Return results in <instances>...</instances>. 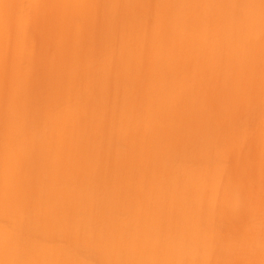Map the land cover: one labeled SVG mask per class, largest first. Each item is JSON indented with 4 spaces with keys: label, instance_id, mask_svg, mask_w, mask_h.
Listing matches in <instances>:
<instances>
[{
    "label": "rangeland",
    "instance_id": "obj_1",
    "mask_svg": "<svg viewBox=\"0 0 264 264\" xmlns=\"http://www.w3.org/2000/svg\"><path fill=\"white\" fill-rule=\"evenodd\" d=\"M8 1L0 263L264 264V0Z\"/></svg>",
    "mask_w": 264,
    "mask_h": 264
},
{
    "label": "bare ground",
    "instance_id": "obj_2",
    "mask_svg": "<svg viewBox=\"0 0 264 264\" xmlns=\"http://www.w3.org/2000/svg\"><path fill=\"white\" fill-rule=\"evenodd\" d=\"M2 1H3V0H2ZM4 1H5V2H4L3 4H5V5H3V7L7 6V8H8L10 4L8 5L7 2L9 3V1H8V0H4ZM6 1H7V2H6ZM15 1H16V3H17V0H15ZM78 1H79V0H78ZM94 1H95V0H94ZM119 1H120V0H119ZM122 1H123V0H122ZM19 2H20V1H19ZM27 2H28V1H27ZM27 2L25 1L24 4H26ZM36 2H37V1H36ZM40 2H41V1H40ZM66 2H67V1H66ZM90 2H91V0H90ZM164 2H165V1H164ZM12 3H13V1H12ZM20 3H23V2H20ZM33 3H34V2H33ZM68 3H69V2H68ZM109 3H110V2L108 1V4H109ZM183 3H184V2H183ZM186 3H187V2H186ZM192 3H193V2H192ZM1 4H2V2H1V0H0V8H1ZM29 4H30V3H29ZM59 4H60V3H59ZM114 4H115V2H114ZM175 4H176V3H175ZM184 4H185V3H184ZM189 4H190V3H189ZM14 5H15V4H14ZM17 5H19V4L17 3ZM17 5H16V7H17ZM37 5H38V4H37ZM37 5H36V6H37ZM61 5H62V3H61ZM63 5H64V4H63ZM65 5H66V4H65ZM71 5H72V4H71ZM106 5H107V4H106ZM111 5H112V4H111ZM118 5H120V4H118ZM118 5H117V6H118ZM176 5H178V4H176ZM11 6H12V4H11ZM31 6H32V5H31ZM31 6L29 7L28 4H27V8L29 7L30 9H32L33 7L31 8ZM84 6H85V4H84ZM108 6H109V5H108ZM179 6H181V5H179ZM179 6H178V7H179ZM186 6H187V4H186ZM16 7H15V8H16ZM20 7L23 8L22 5H20ZM72 7H74V6H72ZM78 7H79V6H78ZM89 7H90V6H89ZM89 7H88V9H89ZM184 7H185V6H182V9H183ZM7 8L5 7V9H7ZM15 8H12V9H15ZM27 8H26V9L23 8V11L26 10V13L23 12L26 16H27V14L29 13V12H27ZM53 8H55V7H53ZM79 8H80V7H79ZM106 8H107V6H106ZM118 8H119V6H118ZM5 9H3V10H4L6 13L9 12V11H6ZM18 9H21V8H18ZM68 9H69V8H68ZM112 9H113V7H112ZM179 9H180V8H179ZM192 9H193V8H192ZM1 10H2V9H1ZM1 10H0V11H1ZM8 10H9V9H8ZM15 10H16V9H15ZM15 10H14V11H15ZM32 10H33V9H32ZM50 10H51V9H50ZM56 10H58V9H56ZM56 10H55V11H56ZM62 10H63V9H62ZM71 10H72V9H71ZM82 10H84V8H83ZM82 10H81V11H82ZM177 10H178V8H177ZM20 11H21V10H19V11L17 10V11H15V13H16V12L20 13ZM65 11H66V10H65ZM112 11H114V10H112ZM119 11H120V10H119ZM180 11H181V10H180ZM1 12L3 13V11H1ZM1 12H0V13H1ZM5 12H4V13H5ZM32 12H33V11H32ZM77 12H78V10H77ZM105 12H106V11H105ZM185 12H186V11L183 12L184 15L187 14V13L185 14ZM4 13H3V14H4ZM6 13H5V14H6ZM13 13H14V12H13ZM18 13H17V14H18ZM23 13H22V11H21V13H20L19 15L24 16ZM50 13H51V12H50ZM58 13H60V12L58 11ZM65 13H66V12H64V14H65ZM71 13H73V12H71ZM90 13H91V12H90ZM119 13H120V12H119ZM192 13H193V11L191 12V14H192ZM7 14H8V13H7ZM46 14H47V13H46ZM51 14H53V13H51ZM66 14H68V13H66ZM108 14H109V13H108ZM179 14H181V13H179ZM8 15H9V14H8ZM10 15H11V14H10ZM13 15H16V14H13ZM19 15H18V16H19ZM114 15H115V14L112 13V16H114ZM159 15L161 16V14H159ZM0 16H1V15H0ZM2 16H3V15H2ZM2 16H1V18L5 17V16H3V17H2ZM43 16H45V15H43ZM74 16H75V13H74ZM84 16H85V14H84ZM115 16H116V15H115ZM115 16H114V17H115ZM121 16H122V15H121ZM89 17H90V16H89ZM119 17H120V16H119ZM163 17H164V16H163ZM1 18H0V20H2ZM7 18H8V16H7ZM7 18H5L2 22L0 21V26H1L0 28L2 29V30L0 29V31H1V32H0V34H1V35H0V41H1V43H2V39L4 38V36H5L6 34L8 35V33H10V32L7 31V30H8V26H9V25H8V22H6V21L8 20ZM10 18H11V17H10ZM10 18H9V19H10ZM15 18H16V17H15ZM17 18H18V17H17ZM20 18H23V17L19 16V18H18L17 21H19ZM24 18L26 19V17H24ZM69 18H70V17H69ZM13 19H14V18H13ZM72 19H73V18H72ZM74 19H75V17H74ZM117 19H118V18H117ZM117 19H116V21H117ZM15 20H16V19H15ZM64 20H67V19H64ZM111 20H112V19H111ZM21 21H22V20H21ZM25 21H26V20H25ZM25 21H24V22H25ZM43 21H44V20H43ZM77 21L79 22L78 19H77ZM114 21H115V20H114ZM119 21H120V20H119ZM13 22H15V24H16V21H13ZM26 22H27V21H26ZM87 22H88V21H87ZM71 23H72V22H71ZM3 24H4L5 26H4ZM6 24H7V25H6ZM11 24H12V23H11ZM75 24H76V23H75ZM110 24H112V23L109 22V25H110ZM163 24H164V23H163ZM12 25H13V24H12ZM3 26L6 27V28L3 29V28H4ZM15 26H17V25H15ZM26 26H27V25H26ZM68 26H69V24H68ZM73 26H74V25H73ZM79 26H80V24H79ZM79 26H77V27H79ZM106 26H108V24H107ZM121 26H122V25H121ZM126 26H127V24H126ZM11 27H12V26H11ZM17 27H18V26H17ZM50 27H51V26H50ZM50 27H49V28H50ZM119 27H120V26H118V29H119ZM13 28H14V27H13ZM28 28H29V27H28ZM109 28H111V27L109 26L107 30H109ZM6 29H7V30H6ZM16 29H17V28H15V30H16ZM18 29H20V27H19ZM29 29H30V28H29ZM60 29H61V28H60ZM13 30H14V29H13ZM15 30H14V31H15ZM21 30H22V29H20V31H17V32L15 31V32H13V33H15V38H16V40H17V36H16V35L21 34V33H20V32H22ZM81 30H82V28H81ZM110 30H111V29H110ZM2 31H4V32L6 33V34L4 33V36L2 35V34H3ZM7 32H8V33H7ZM71 32H72V30H71ZM80 32H81V31H80ZM17 33H19V34H17ZM24 33H25V31H23L22 34H24ZM58 33H59V31H58ZM58 33H57V34H58ZM76 33H77V31H76ZM180 33H181V32H180ZM22 34H21V35H22ZM27 34H29V33H27ZM32 34H33V33H32ZM60 34H62V32H61ZM66 34H67V33H66ZM112 34H113V33H112ZM7 35L5 36V38L7 37ZM10 35H12V34L10 33ZM78 35H79V34H78ZM110 35H111V33H110ZM22 36H23V35H22ZM22 36L19 37V38L21 39ZM48 36H49V35H48ZM72 36H73V35H72ZM10 37H11V36H10ZM10 37H8V38H10ZM49 37H50V36H49ZM64 37H65V36H64ZM67 37H68V36H67ZM126 37H127V36H126ZM12 38H13V37H12ZM24 38H25V37H24ZM24 38H23V39H24ZM109 38H110V37H109ZM120 38H121V37H120ZM25 39H26V38H25ZM57 39H58V38H57ZM75 39H76V35H75ZM110 39H111V38H110ZM16 40H14V41H16ZM119 40H120V39H119ZM11 41H13V39H12ZM22 41H23V40H22ZM72 41H73V40H72ZM116 41H117V39H116ZM57 42H58V41H57ZM78 42H79V41H78ZM1 43H0V44H1ZM30 43H31V42H30ZM52 43H53V42H52ZM71 43H72V42H71ZM11 44H12V43H11ZM11 44H10V46H9L10 49H11L12 46H14V47L16 48V46H15L16 43H15V42H14V45H11ZM59 44H60V41H59ZM75 45H76V43H75ZM75 45H74V47H75ZM112 45H113V44H112ZM62 46H63V45H62ZM109 46H110V48H109V49L107 48L108 51L111 49V45H109ZM113 46H114V45H113ZM113 46H112V47H113ZM1 47H2V44H1ZM1 47H0V48H1ZM14 47H13V48H14ZM57 47H58V46H57ZM9 48H8V49H9ZM45 48H46V47H45ZM86 48H87V47H86ZM105 48H106V46H105ZM58 49H59V47H58ZM15 50H16V49H15ZM52 50H53V49H52ZM84 50H85V49H84ZM3 51H6V50L4 49ZM9 51H10V50H9ZM12 51H13V53L15 52L14 50H11V52H12ZM16 51H17V50H16ZM102 51H104V50L102 49ZM70 52H71V51H70ZM70 52H69V53H70ZM1 53L4 54L5 52H2V50H0V54H1ZM8 53H9V52H8ZM13 53H11V54H13ZM73 53H74V51H73ZM85 53H86V52H85ZM11 54H9V55H11ZM14 54H17V52H15ZM21 54H22V53H21ZM21 54H19V55L21 56ZM23 54H24V53H23ZM57 54H58V53H57ZM103 54H105V52H103ZM6 55H7V54H6ZM19 55H18V56H19ZM45 55H46V54H45ZM52 55H53V54H52ZM75 55H76V53H75ZM81 55H82V54H81ZM13 56H14V55H13ZM13 56L11 55V57H13ZM18 56H16V58H18ZM31 56H32V55H31ZM70 56H71V55H70ZM0 57H1V55H0ZM2 57H3V56H2ZM9 57H10V56H9ZM11 57H10V58H11ZM22 57H23V56H22ZM68 57H69V56H68ZM76 57H77V56H76ZM76 57H75V58H76ZM83 57H84V56H83ZM6 58H7V57H6ZM16 58H11V59L14 60V59H16ZM19 58H21V57H19ZM23 58H24V57H23ZM75 58H74V59H75ZM81 58H82V57H81ZM1 59H2V58H0V60H1ZM7 59H8V58H7ZM68 59H69V58H68ZM82 59H83V58H82ZM102 59H103V58H102ZM2 60H3V59H2ZM56 60H57V59H56ZM21 61H22V60H21ZM48 61H49V60H48ZM50 61H53V60H50ZM80 61H81V60H80ZM84 61H85V60H84ZM3 62H4V61H3ZM3 62H1V63H3ZM10 62H13V61H10ZM77 62H79V61H77ZM86 62H87V60H86ZM60 63H61V62H60ZM84 63H85V62H84ZM12 64H13V63H11V66L9 65V66H10L9 68L12 67ZM17 64H19V63H17ZM20 64H23V63H20ZM68 64H69V62H68ZM86 64H87V63H86ZM2 65H3V64H2ZM51 65H52V64H51ZM84 65H85V64H84ZM19 66H20V65H19ZM23 66H24V65H23ZM23 66H22V67H23ZM79 66H80V64H79ZM81 66H82V64H81ZM0 67H2L1 64H0ZM51 67H52V66H51ZM58 67H59V66H58ZM2 68H3V67H2ZM5 68L7 69L6 66H5ZM13 68H14V67H13ZM27 68H28V67H27ZM65 68H67V67H65ZM75 68H76V67H75ZM84 68H86V67H84ZM6 69H5V70H6ZM71 69H72V68H71ZM76 69H77V68H76ZM106 69H107V68H106ZM7 70H8V69H7ZM11 70H13V69H11ZM11 70H10V72H11ZM52 70H53V68H52ZM56 70H57V69H56ZM60 70H61V69H60ZM60 70H59V71H60ZM78 70H79V68H78ZM82 70H83V69H82ZM87 70H88V69H87ZM57 71H58V70H57ZM61 71H62V70H61ZM67 71H68V68H67ZM71 71H72V70H71ZM88 71H89V70H88ZM6 72H7V71H6ZM65 72H66V70H65ZM150 72H153V74L156 75L154 69L151 70ZM3 73H5V72H3ZM7 73H9V72H7ZM11 73H12V72H11ZM18 73H19V72H18ZM18 73H17V74H18ZM30 73H31V72H30ZM61 73H62V72H61ZM77 73H78V72H77ZM80 73H81V72H80ZM82 73H83V71H82ZM157 73H159V72L157 71ZM12 74H13V73H12ZM15 74H16V73H15ZM75 74H76V73H75ZM88 74H89V73H88ZM153 74H152V75H153ZM62 75H63V73H62ZM64 75H65V74H64ZM107 75H108V74H107ZM150 75H151V74H150ZM9 76H10L9 79L11 80V75H9ZM20 76H21V75H20ZM83 76H84V75H83ZM86 76H87V75H86ZM88 76H90V75H88ZM88 76H87V77H88ZM103 76H104V75H103ZM148 76H149V74H148ZM169 76H170V75H169ZM169 76H163V79L167 80V78H169ZM171 76H173V75H171ZM171 76H170V79H169V80H171V84H172V83L174 82L175 79H173L174 77L171 78ZM5 77H6V76H5ZM17 77H18V76H16V78H17ZM1 78H2V77H1ZM6 78H7V77H6ZM16 78H15V79H16ZM18 78H19V77H18ZM24 78H25V77H24ZM88 78H89V77H88ZM91 78H92V77H91ZM104 78H105V77H104ZM150 78H153V77H149V80H150ZM3 79H4V77H3ZM9 79H8V80H9ZM13 79H14V77H13ZM15 79H14V80H15ZM60 79H61V78H60ZM70 79H71V78H70ZM83 79H84V78H83ZM159 79H161V81H162V78H159ZM61 80H63V79H61ZM76 80H77V79H75V81H76ZM85 80H86V79H85ZM151 80H153V79H151ZM165 80H164V81H165ZM169 80H168V81H169ZM4 81H6V80H4ZM11 81H12V80H11ZM27 81H28V80H27ZM57 81H58V80H57ZM79 81H80V80H79ZM83 81H84V80H83ZM91 81H92V82H94V81L96 82V79H94V81L90 79L89 82H91ZM161 81H160V84H161ZM164 81H162V83H163ZM168 81H167V82H168ZM7 82H8V81H7ZM98 82H99V81L97 80V84H98ZM167 82H166V83H167ZM100 83H101V81H100ZM166 83H165V85H163V87H164V86H168V85L170 84V81H169V83H167L168 85H166ZM10 84H11V86H13L12 83H10ZM78 84H81V85H82V82H81V83H78ZM87 84H89V83H87ZM4 85H5L4 87L7 89L6 86H7L8 84L6 85V84L4 83ZM16 85H18V84H16ZM21 85H22V84H21ZM90 85H92V84H90ZM93 85H94V84H93ZM22 86H23V85H22ZM22 86H21V87H22ZM85 86H86V85H85ZM85 86H84V87H85ZM17 87H18V86H17ZM43 87H44V86H43ZM50 87H51V86H50ZM53 87H54V86H53ZM79 87H80V86H79ZM86 87H87V86H86ZM86 87H85V88H86ZM169 87H170V85H169ZM11 88H13V87H11ZM54 88H55V87H54ZM68 88H69V87H68ZM81 88L83 89L82 91L84 92V88H83V87H81ZM81 88H79V93L77 92V93H78V96H79V95L84 96L83 93L80 92ZM87 88H89L88 91L85 89L87 93H88L90 90H92V87H91V89H90L89 86H88ZM161 88H162V85H161ZM8 89H10V88H8ZM8 89H7V91H8ZM13 89H14V88H13ZM62 89H63V88H62ZM18 90H19V89H18ZM21 90H22V89H21ZM66 90H68V89H66ZM72 90H73V88H72ZM5 91H6V90H5ZM10 91H13V92H14V90H12V89H10ZM69 91H70V90H69ZM77 91H78V90H77ZM15 92H16V91H15ZM15 92H14V93H15ZM62 92H63V91H62ZM67 92H68V91H67ZM149 92H150V91H149ZM8 93H9V92H8ZM11 93H12V92H11ZM11 93H9V94H11ZM32 93H34V92H32ZM52 93H53V92H52ZM68 93H69V92H68ZM68 93H66L65 95H68ZM71 93H72V92H71ZM81 93H82V94H81ZM90 93H91V92H90ZM4 94H6V93H4ZM34 94H35V93H34ZM49 94H50V93H49ZM62 94H63V93H62ZM74 94H75V92H74ZM84 94H85V92H84ZM91 94H92V93H91ZM150 94H151V93H150ZM76 95H77V94H76ZM85 95H86L85 97L89 96V94H88V95L85 94ZM147 95H148V94H147ZM0 96H1V95H0ZM33 96H34V95H33ZM82 96H81V97H82ZM92 96H93V94L91 95V97H88L89 99H87L88 102L90 101V102L87 104L88 106H90V105H91V102H93ZM2 97H3V96H2ZM11 97H12V96H11ZM65 97H66V96H65ZM67 97H68V96H67ZM67 97L64 98V99H65V100H66V99H69V98H67ZM4 98H5V96H4ZM8 98H9V97H8ZM59 98H60V97H59ZM70 98H71V97H70ZM74 98H75V97H74ZM79 98H80V96H79ZM146 98H147V97H146ZM148 98H150V96H149ZM148 98H147V101H148ZM152 98H153V97H152ZM9 99H10V98H9ZM90 99H91L92 101H91ZM21 100H22V99H21ZM45 100H46V99H45ZM61 100H62V98H61ZM71 100H72V98H71ZM77 100H79L78 97H77ZM154 100H156V98H155ZM6 101L8 102L7 97H6ZM6 101L4 100V102H6ZM42 101H43V100H42ZM55 101H56V100H55ZM62 101H63V100H62ZM72 101H73V100H72ZM75 101H76V100H75ZM85 101H86V100H85ZM156 101H157V100H156ZM156 101H155V102H152V101L150 100V102L153 103V104H151V105H153L154 108L157 107V106H155L156 103L158 104V102H156ZM65 102H66V101H64V103H65ZM79 102H80V101H78V103H79ZM118 102H119V101H118ZM118 102H117V106H118V107H121V104L119 103V104H120V105H119ZM150 102H149V103H150ZM1 103H2V102H1ZM12 103H13V102H12ZM36 103H37V102H36ZM38 103H39V102H38ZM43 103H44V102H43ZM66 103L69 104V101H67ZM66 103H65V107H66ZM81 103L83 104V101H82ZM2 104H5V103H2ZM7 104H8V103H7ZM7 104H5V105L7 106ZM39 104H40V103H39ZM89 104H90V105H89ZM154 104H155V105H154ZM8 105H9V104H8ZM61 105H63V104L60 103V105H58V106H60V108H62ZM149 105H150V104H149ZM158 105H159V104H158ZM12 106H13V104H12ZM37 106H39V105H37ZM55 106H56V104H55ZM74 106H75V105H74ZM74 106H73V107H74ZM63 107H64V106H63ZM73 107H72V109H73ZM80 107H81V105H80ZM7 108H8V107H7ZM66 108H67V107H66ZM4 109H5V107H4ZM37 109H38V108H37ZM62 109H63V108H62ZM64 109H65V108H64ZM67 109H70V105H69V108H67ZM67 109H65V110L67 111ZM123 109L125 110L124 107H123ZM8 110H10V109H8ZM8 110H7L6 112H8ZM42 110H43V109H42ZM48 110H49V109H48ZM73 110H75V109H73ZM78 110H79V109H77V107H76V111H78ZM124 110H122V111H124ZM155 110H157V109H155ZM22 111H23V110H22ZM33 111H34V110H33ZM38 111H39V110H38ZM62 111H64V110H62ZM80 111H81V110H80ZM119 111H121V110H119ZM4 112H5V111H4ZM6 112H5V113L0 112V116H1V114H3L4 117H5V118H4V117H3V118L6 119V121H7L8 118H6V115L8 116L9 114H6ZM9 112H10V111H9ZM11 112H12V111H11ZM11 112H10V113H11ZM73 112H74V111H73ZM158 112H159V111L157 110V113H156V114H158ZM42 113H43V112H42ZM54 113H55V112H54ZM59 113L61 114V112H59ZM59 113H58V114H59ZM64 113H65V112H64ZM64 113H63V115H62V114H61V115L59 114V115H60V116H63V118H64V116H67V115H64ZM67 113H69V112H67ZM5 114H6V115H5ZM55 114L58 115L57 112H56ZM55 114H54V115H55ZM76 114H77V112H76ZM3 115H2V116H3ZM31 115H32V114H31ZM38 115H39V114H38ZM43 115H44V114H43ZM71 115H72V114H70V116H71ZM78 115H79V113H78ZM2 116L0 117L1 121H2V119H3ZM25 116H26V115H25ZM41 116H42V115H41ZM72 116H73V115H72ZM157 116H158V115H157ZM26 117H27V116H26ZM36 117H38V116H36ZM58 117H59V116H58ZM17 118H18V115H17ZM29 118L31 119V117H29ZM61 118H62V117H60V119H61ZM65 118H66V117H65ZM72 118H74V116H73ZM75 118H77V117H75ZM4 119H3V120H4ZM14 119H15V118H14ZM43 119H44V118H43ZM45 119H46V118H45ZM56 119H57V117H56ZM60 119H59V120H60ZM68 119H69V118H68ZM1 121H0V122H1ZM9 121H10V120H9ZM32 121H33V120H32ZM43 121H44V120H43ZM43 121H42V122H43ZM7 122H8V121H7ZM17 122H18V121H17ZM61 122H63V121H61ZM67 122H68V121H67ZM1 123H3V122H1ZM1 123H0V132L3 130V129L1 128ZM5 124H6V123H5ZM9 124H10V122H9ZM14 124L16 125V123H14V121H13V125H14ZM40 124H41V123H40ZM43 124H44V123H43ZM6 125H7V124H6ZM10 125H11V124H10ZM22 125H23V123H22ZM29 125H30V124H29ZM63 125H66V124H63ZM63 125H62V124H59V122H56V123H55L54 128H55V131H56V132H55L56 135H58V134L60 133L61 129L63 128ZM7 126H8V125H7ZM7 126H6V128H7V130H8V129H9L8 127H11V126H8V127H7ZM67 126H68V124H67ZM42 127H43V128H42L41 130H42V131H45V128H46V127H45L44 125H43ZM66 128H67V127H66ZM1 129H2V130H1ZM16 129H17V128H16ZM38 129H39V128H37L36 125H32V122H31V125H30V126L28 127V129H27L28 131L25 130V131H27V134L29 135L28 146H30L31 143L37 139V137H38V135H39V134H38V131H39ZM46 129H47V128H46ZM9 130H11V129H9ZM9 130H8V131H9ZM14 130H15V128L12 129V132L14 133V135H15V134H20V133H15ZM17 130H18V129H17ZM41 130H40V131H41ZM3 131H4V130H3ZM62 132H63V131H62ZM1 133H2V132H1ZM9 133H11V132L9 131ZM46 133H47V132H46ZM6 134H7V131L5 132V134H3L4 136L8 137L7 139H6V137H3L4 139H6V140L3 142V143H5V145H3V144L1 143L2 146H4V147H3V148H4L3 152H6L5 149L8 148V150H7V152H6V153L8 154V156H7L6 158H7V160H13V159L15 158L14 156H15V155L17 156V154H18V152H19V150H20V149H19L20 146L18 147V146H17L18 144H16V142H15L16 145H14V143H12L14 146H17V147H18V149H17L18 152H17L15 149H12V147L10 146V145H11L10 141L13 140V139H11V136H12V138H14V139H15V136H13L12 134L9 136L8 134H7V135H6ZM61 134L63 135L64 132L61 133ZM41 135H45V134H41ZM0 136H1V134H0ZM45 136L47 137V135H45ZM16 137L19 138L20 136L18 137V136L16 135ZM39 137H40V136H39ZM48 137H49V135H48ZM48 137H47V138H48ZM17 138H16V139H17ZM20 138H21V137H20ZM4 139H3V140H4ZM16 139H15V140H16ZM8 140H10V141H8ZM18 140H20V139H18ZM45 140H46V139H45ZM47 140H48V139H47ZM47 140H46V141H47ZM50 140H51V138H50ZM0 141H1V137H0ZM13 141H14V140H13ZM13 141H12V142H13ZM21 141H23V139H22ZM46 141H45V142H46ZM51 141H54V140H51ZM23 142H25V141H23ZM23 142H21V143H23ZM42 142H44V141H42ZM45 142H44V143H45ZM17 143H19V142H17ZM24 144H25V143H24ZM24 144H23V145H24ZM48 144H49V142H48ZM48 144H47V145H48ZM19 145H21V144H19ZM23 145H21V148H22V149H23ZM47 145H45V146H47ZM24 146H25V145H24ZM48 146H49V145H48ZM48 146H47V147H48ZM9 147H10V148H9ZM17 147H16V148H17ZM25 147H26V146H25ZM13 148H14V147H13ZM9 149H10V150H9ZM22 149H21L20 151H22ZM31 149H32V148H31ZM45 149H46V148H45ZM51 149H52V148H51ZM25 150H27V149L25 148ZM1 151H2V150H1ZM9 151H10V152H14V153L17 152V153L14 154V156H13V155L10 156V155H9ZM47 152H48V151H47ZM10 154H11V153H10ZM12 154H13V153H12ZM50 154H51V152H50ZM20 155H21V152H20ZM44 155H45V154H44ZM45 156H46V155H45ZM18 157H19V156H18ZM18 157H17V159H18ZM46 157H47V156H46ZM18 160H20V159H18ZM15 161H16V160H15ZM11 164H12V168H13V170H12V172H11V176H9V178H8V180H7V183H8L9 185L13 182V180H14V176H15V171H16V169H15L16 166L14 165V163L11 162ZM23 164H24V163H23ZM17 169H18V168H17ZM37 169L39 170L38 167H37ZM37 173H39V172H37ZM38 175H39V174H38ZM40 175H42V173H40ZM159 179H161V178H159ZM156 182H157V180H156ZM1 183H2V182H1ZM158 183H159V185H160V182H159V181H158ZM4 185H5V184H4ZM155 185H156V183H155ZM49 186H50V185H49ZM151 186H152V185H151ZM2 187H3V185H2ZM5 188H6V187H5ZM51 188H54V187H51ZM151 188H152V187H151ZM50 190H51V189H50ZM52 190H54V189H52ZM54 192H55V191H54ZM54 192H53V193H54ZM11 201H12V200H11ZM8 205H9V204H8ZM6 206H7V205H6ZM9 206H11V205H9ZM3 208H4V207H3ZM8 209H9V208H8ZM13 210H14V209H13ZM13 210H12V211L10 210L9 213H10V212L13 213V212L15 211V210H14V211H13ZM2 212H5V211H2ZM6 213H7V211H6ZM9 213H7V214H9ZM7 214H6V215H7ZM16 214H17V213H16ZM19 215H20V214H19ZM19 215H17V217H18ZM8 216L10 217V215H7V217H8ZM13 216L15 217V212H14V214L12 215V218H13ZM7 217H6V218H7ZM17 217H15V218H17ZM7 219H8V218H7ZM7 219L5 220L6 222H7ZM9 219H10V218H9ZM9 219H8V220H9ZM14 220H15V219H14ZM14 220H13L12 223H14ZM9 221H12V220L10 219ZM9 221H8V222H9ZM3 222H4V221H3ZM8 222H7V223H8ZM12 223H11V224H12ZM9 224H10V223H9ZM1 226H2V223H0V229H1V228H2V229H6V228H7V229H6V230H0V236H1V232H3V231H4V232H5V231H6V232L9 231V232H10V231L12 230V227L9 228L10 225H9V226H6V224H5V225H3L2 227H1ZM4 226H5V227H4ZM8 228L11 229V230H9ZM4 232H3V233H4ZM3 233H2V234H3ZM11 233H13V232L11 231ZM6 234H7V233H6ZM6 234H4L3 236H5ZM13 234H14V233H13ZM7 237H8V238H6V239H9V237L11 238L12 235H11V236L8 235ZM1 238H4V237H1ZM46 242H47V241H46ZM48 243H49V242H48ZM47 246H48V244L45 243L43 247H47ZM0 261H2V260H0ZM3 261H4V260H3ZM5 261H6V260H5ZM6 263H7V262H6ZM0 264H1V263H0ZM3 264H5V263H3Z\"/></svg>",
    "mask_w": 264,
    "mask_h": 264
}]
</instances>
